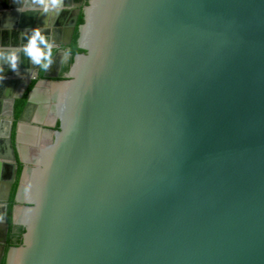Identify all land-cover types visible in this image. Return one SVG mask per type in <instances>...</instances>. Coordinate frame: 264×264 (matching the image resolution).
Segmentation results:
<instances>
[{"label": "water", "instance_id": "water-1", "mask_svg": "<svg viewBox=\"0 0 264 264\" xmlns=\"http://www.w3.org/2000/svg\"><path fill=\"white\" fill-rule=\"evenodd\" d=\"M12 9L0 5V27L14 20L0 49V264L11 118L44 59L15 27L39 11ZM76 29L66 78L38 80L19 117L25 232L7 264H264V0H80L52 44Z\"/></svg>", "mask_w": 264, "mask_h": 264}, {"label": "flooded vegetation", "instance_id": "flooded-vegetation-1", "mask_svg": "<svg viewBox=\"0 0 264 264\" xmlns=\"http://www.w3.org/2000/svg\"><path fill=\"white\" fill-rule=\"evenodd\" d=\"M86 1V0H85ZM25 3V0H23L21 3H19V4H21V5H23ZM10 6H13V9L12 10H14V11H16L15 10V5L12 3V5L11 4H9ZM40 8V7H39ZM39 8H37L36 10H38L39 11V13H37V14H34L33 16H32V18L28 21L29 22V24H31L32 23V26H34L35 24L38 26V27H50V29H49V31L46 33V35L44 36L45 38H46V40H47V42L50 44L51 43V45L53 46V51H52V54H51V56H50V58L52 57V56H54V55H56V54H62V56H61V62L60 61H56L53 65H52V68H51V71L52 72H54V74H57V76H55V77H46V76H44V77H40V70H41V67H40V69L39 70H37V76H36V78H33L32 80H31V82H30V84L32 83V81L35 79V80H41V79H44V78H49V80H52V79H55V80H59L57 77L59 76V74H60V71H61V68H62V63H63V60L65 59V52H67V54L69 53V47L71 46V44L72 43H70V44H66V43H61V44H56V45H54V44H52V37H53V35H56V37L59 39V40H64V39H66V34H65V32H64V29L66 28V22L70 19V18H68V17H65L66 16V10L64 9L63 11H60L59 13L61 14H59L60 15V17L59 18H57L56 20L55 19H53L55 16H53L54 14L52 13V11L50 10V11H43V10H40ZM31 10H35V9H31ZM81 15H82V13H81ZM80 15V16H81ZM40 16V17H39ZM53 16V17H52ZM80 18V17H79ZM52 21H53V24H52ZM80 24V23H79ZM16 27V26H15ZM16 29V28H15ZM18 29V28H17ZM77 30V29H76ZM10 29H7V28H5V27H0V49H3V48H7V45L6 44H8L9 42H10ZM76 32V31H75ZM18 40L20 39V43H22V36L24 35L23 34V32L21 31V30H19L18 29ZM74 35H75V33H74ZM27 36V35H26ZM73 39H74V36H73ZM45 40V41H46ZM72 42H73V40H72ZM19 48L21 49L22 48V46H19ZM44 71H45V69H44ZM64 78H62V79H65L66 78V72L64 73ZM37 81H36V83H37ZM35 83V84H36ZM30 84L28 85V88H29V86H30ZM35 84H34V86H35ZM0 85H1V83H0ZM6 86H8L7 84H6ZM33 86V87H34ZM33 87L31 88V90L33 89ZM8 88V87H7ZM6 87H5V89L3 88V89H1L0 88V100H2L3 99V97H5V95H7V93H10L11 91H9L8 92V89H7ZM28 88H27V90H28ZM47 89H49L48 87H47ZM5 90V91H4ZM27 90H26V92H27ZM30 90V91H31ZM29 91V92H30ZM25 92V93H26ZM28 95H29V93H28ZM41 96H40V98H43V99H41V101H39V103L38 104H40V106H43L44 108H46L47 106H49L50 104H51V101L48 99V101H47V99H45L44 98V96L43 95H45V93H41L40 94ZM46 100V101H45ZM48 108V107H47ZM46 108V109H47ZM2 118V117H1ZM12 119V124H11V132H12V126H13V121H14V117L13 118H11ZM19 121V120H18ZM18 124V123H17ZM43 125V124H42ZM44 127H51L52 128V126L50 125V126H46V125H43ZM2 127H3V125L0 123V130L2 129ZM4 129V128H3ZM3 129H2V131H3ZM14 148H15V153H16V157H17V160H16V163L18 164V158H19V160H20V152H19V148L17 147V144H16V142H14ZM25 165V164H24ZM5 175H6V173H5ZM17 224V223H16ZM4 255V254H3ZM2 262V261H1Z\"/></svg>", "mask_w": 264, "mask_h": 264}, {"label": "trees", "instance_id": "trees-1", "mask_svg": "<svg viewBox=\"0 0 264 264\" xmlns=\"http://www.w3.org/2000/svg\"><path fill=\"white\" fill-rule=\"evenodd\" d=\"M84 21L83 15L80 16L79 18V23L81 24ZM77 37H78V29L75 32L73 42L71 46L69 47V53L65 57L62 63V68L60 71L59 76L57 77L58 79L64 78V73L68 71L71 63L73 62L75 54L78 52H81L82 49L77 46ZM45 69V68H44ZM44 69L43 71L40 70V77H44ZM37 80H33L32 83L30 84L27 92L22 96L21 98L16 99L15 102V113H14V121H13V126H12V132H11V137L13 142H15L16 139V130H17V123L19 120V117L24 109V107L27 104L28 101V93L31 90V88L34 86ZM24 163L21 162L18 158V171H17V177L16 181L13 184L12 192H11V197L9 200V209H8V222H9V230H8V238H7V246L5 253L2 258L1 264H7V252L11 246H17L22 244L23 241V234L25 232V227L21 224H16L13 222V208L16 204L15 201V195L17 191V187L19 184L20 176L22 173Z\"/></svg>", "mask_w": 264, "mask_h": 264}, {"label": "clouds", "instance_id": "clouds-1", "mask_svg": "<svg viewBox=\"0 0 264 264\" xmlns=\"http://www.w3.org/2000/svg\"><path fill=\"white\" fill-rule=\"evenodd\" d=\"M12 3L15 5V10L17 12H22L33 7V5H38L43 11H50L53 9L59 11L64 6L63 0H33L32 3H28V0H25L23 5L19 4L18 0H12ZM68 7H71V5ZM8 26L11 27L10 24ZM40 44H43L44 48H41ZM24 51L32 58L34 63H41V57L44 58L41 64V71H43V69L48 66L53 46L45 42V37L41 34L40 29L35 27L33 28L27 44L24 46ZM66 56L67 52H65V57ZM16 59L17 58L14 52L8 56L10 67L13 69L16 67ZM0 73H2V68H0ZM3 79V75L0 74V80Z\"/></svg>", "mask_w": 264, "mask_h": 264}, {"label": "crops", "instance_id": "crops-1", "mask_svg": "<svg viewBox=\"0 0 264 264\" xmlns=\"http://www.w3.org/2000/svg\"><path fill=\"white\" fill-rule=\"evenodd\" d=\"M23 0H18V3H21ZM30 1V0H29ZM80 0H63V3L65 2V3H69V4H65L61 9H60V11H63L64 9L65 10H68V11H66L67 13H66V16L65 17H68V18H70L71 17V15H72V12H73V10L75 9V7H76V3L77 2H79ZM31 2H33V0H31ZM5 4H11L12 5V0H0V5H5ZM69 5H71V7H68ZM37 9V8H39V6H35V5H33V7H31V8H28V9ZM28 9H26V10H28ZM40 10H41V8H39ZM60 13H58L55 17H54V19L56 20L57 18H59L60 17V15H59ZM40 17V16H39ZM32 18V17H31ZM14 20L12 19V18H9V20H8V22H7V24L9 25H12L14 22H13ZM52 24H53V21H52ZM15 25H16V28H18L19 30H23V29H31V30H33V28H35V27H38L36 24L34 25V26H32V23L31 24H29V22L27 21H25L24 20V23H23V21L21 20V18L19 17V16H17L16 18H15ZM5 28H7V29H10V27L9 26H5ZM39 29H40V32H41V34L43 35V36H45L46 35V33L48 32H45V30L46 29H50V27H38ZM23 32V31H22ZM27 35H31V33H28ZM0 120H1V116H0ZM5 176V173L3 174L2 172H1V176H0V178L1 179H3V177Z\"/></svg>", "mask_w": 264, "mask_h": 264}, {"label": "bare ground", "instance_id": "bare-ground-1", "mask_svg": "<svg viewBox=\"0 0 264 264\" xmlns=\"http://www.w3.org/2000/svg\"><path fill=\"white\" fill-rule=\"evenodd\" d=\"M28 132H29V131H28ZM28 132H25V135H26V136H29V133H28Z\"/></svg>", "mask_w": 264, "mask_h": 264}]
</instances>
